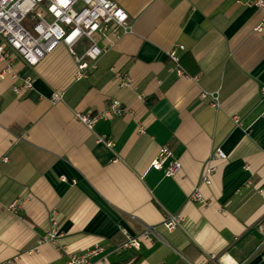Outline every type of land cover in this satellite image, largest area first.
Returning a JSON list of instances; mask_svg holds the SVG:
<instances>
[{"label": "crops", "instance_id": "1", "mask_svg": "<svg viewBox=\"0 0 264 264\" xmlns=\"http://www.w3.org/2000/svg\"><path fill=\"white\" fill-rule=\"evenodd\" d=\"M113 1L132 30L87 78L74 80L63 44L33 67L9 51L16 78L0 77V264H67L66 252L40 243L53 210L58 245L81 253L100 243L105 264H207L210 254L217 264H243L264 242L263 13L247 0ZM178 44L191 78L170 71L166 52ZM115 72L131 86L119 88ZM28 76L33 88L16 94ZM201 91H218L219 108ZM56 92L62 100L52 102ZM113 100L127 112L92 131L73 117ZM162 146L172 155L163 168L181 165L174 177L148 169ZM217 147L224 160L210 159ZM206 166L214 168L209 185L200 181ZM195 188L206 205L189 199ZM14 200H24L15 213L7 210ZM168 215H179L180 227L164 228ZM148 226L156 227L151 241L113 252L123 232ZM246 264H264V246Z\"/></svg>", "mask_w": 264, "mask_h": 264}, {"label": "built area", "instance_id": "2", "mask_svg": "<svg viewBox=\"0 0 264 264\" xmlns=\"http://www.w3.org/2000/svg\"><path fill=\"white\" fill-rule=\"evenodd\" d=\"M246 4L252 5L263 13L261 27L264 26V0H247ZM32 16L34 24L31 30L23 26L24 20ZM132 27L129 23L127 12L113 0H0V62L5 65L0 77L10 76L15 79L14 67L9 58V51L13 52L28 66H36L57 46L63 44L73 57L75 62L74 80L87 78L91 70L96 69L99 58L109 47L122 36L130 33ZM99 38L107 40L106 46L99 45ZM83 45L81 53L76 51L78 45ZM184 51L183 45H175L166 52L170 63V71L177 77L191 78L181 65L180 52ZM195 79V78H192ZM114 81L119 88H129L132 81L128 74L115 72ZM34 79L26 77L22 82L13 87L16 94L31 90ZM200 100L207 102L212 108L217 109L220 105V93L201 91ZM62 100V93L52 95V102ZM260 102L264 103V88L260 90ZM127 112L117 100L111 101L108 108L102 112L85 113L75 112L74 119L92 131L95 124L101 120H109L120 117ZM235 126H241L237 116H232ZM143 133L142 127L138 128ZM98 143L105 144L108 148L113 144L103 136L96 138ZM171 151L167 146L158 149L156 156L150 162L148 169L163 170L165 176L174 177L180 169V163L172 159L165 168L163 164L171 158ZM226 155L217 147L211 153L210 159L224 160ZM7 161V158H3ZM214 168L206 166L201 177V184L209 185ZM62 181H66L64 177ZM189 199L206 205L198 188L190 194ZM24 200H14L7 210L16 212L20 209ZM179 215H168L161 225L168 231L180 227ZM156 236V227L148 226L137 236H130L123 232V240L113 246L114 253L127 250H138L141 240L151 241ZM61 237L58 227L57 212L51 211L48 218V228L40 243H52L59 250L67 253V264H94L97 260L105 264L104 247L100 243L81 253H68L65 246L58 245ZM37 250H30L29 253ZM207 264H217V256L210 254Z\"/></svg>", "mask_w": 264, "mask_h": 264}, {"label": "rangeland", "instance_id": "3", "mask_svg": "<svg viewBox=\"0 0 264 264\" xmlns=\"http://www.w3.org/2000/svg\"><path fill=\"white\" fill-rule=\"evenodd\" d=\"M33 24H34V20H33L32 16H30V15H29V16L26 18V20H24V22H23V26H24L26 29H28V30H31Z\"/></svg>", "mask_w": 264, "mask_h": 264}, {"label": "water", "instance_id": "4", "mask_svg": "<svg viewBox=\"0 0 264 264\" xmlns=\"http://www.w3.org/2000/svg\"><path fill=\"white\" fill-rule=\"evenodd\" d=\"M263 246H264V242L256 249V251L252 254L251 257H253L256 253H258ZM250 258H248L243 264H246Z\"/></svg>", "mask_w": 264, "mask_h": 264}]
</instances>
